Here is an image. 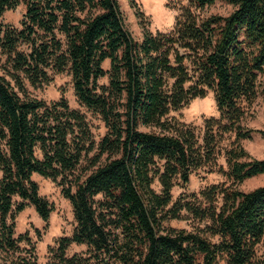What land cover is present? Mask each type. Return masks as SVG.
I'll return each instance as SVG.
<instances>
[{
	"label": "trees",
	"instance_id": "trees-1",
	"mask_svg": "<svg viewBox=\"0 0 264 264\" xmlns=\"http://www.w3.org/2000/svg\"><path fill=\"white\" fill-rule=\"evenodd\" d=\"M216 1L188 0L162 32L130 0L143 27L135 38L118 0H0V264H39L30 233L15 232L27 206L46 223L55 210L34 174L72 206L74 228L52 247L55 264H264V185L239 187L264 173V158L243 143L264 138L245 124L264 94V0H222L232 12L205 13ZM20 5V25L5 23ZM61 73L103 122L98 139L65 96L31 95ZM209 91L218 115L194 124L175 114ZM200 170L229 182L174 199ZM179 218L190 226L166 225ZM71 244L87 250L67 255Z\"/></svg>",
	"mask_w": 264,
	"mask_h": 264
},
{
	"label": "rangeland",
	"instance_id": "rangeland-1",
	"mask_svg": "<svg viewBox=\"0 0 264 264\" xmlns=\"http://www.w3.org/2000/svg\"><path fill=\"white\" fill-rule=\"evenodd\" d=\"M118 2L123 13L126 28L135 38H140L143 27L140 18L137 16L136 8L132 6L130 0H118ZM135 2L138 9L146 16L149 29L152 31L168 32L174 28L181 7L188 3V0H135ZM233 8L231 4L217 0L213 5L205 9V13L228 15L232 12ZM24 12L25 6L20 5L15 9L6 11L2 16V20L5 23L19 26ZM103 66L108 70L110 60H105ZM108 81V75L100 79L101 84H107ZM259 83L261 87L264 86V72L259 75ZM29 91L31 95L48 101L58 100L61 96H65L72 107L81 109L87 113L92 130L97 139L105 133L104 124L99 116L88 112L78 102L74 94L70 75L66 73L56 74L50 84L38 88L29 87ZM175 114L181 115L184 121L194 124H200L203 116L218 115L214 91H209L204 98L194 99ZM245 124L253 129L264 130V94H260L256 101L249 107ZM243 143L252 157L264 158V138L260 133H255L251 139L244 140ZM33 178L39 184L40 194L54 203L55 210L46 223L39 217L33 205L27 206L16 218L15 232L16 235L26 231L30 233L32 240L35 242L39 264H55L56 260L52 247L56 246L58 238L70 236L74 228L75 221L72 206L69 200L62 195L61 188L51 179L44 178L38 174H34ZM225 181H228V179L222 173L200 170L191 175L187 188L182 187L181 184L176 185L173 189V197L176 199L185 190L199 191L206 185ZM260 185H264V173L247 179L239 187L247 191ZM154 186L157 190L160 189L158 183H155ZM190 222L187 219L179 218L169 220L166 222V225L176 228H188ZM36 229H39L40 234L36 232ZM86 250V245L71 244L67 250V255L85 252ZM257 253L258 257L264 260V239L258 245ZM220 264H226V262L221 261Z\"/></svg>",
	"mask_w": 264,
	"mask_h": 264
}]
</instances>
